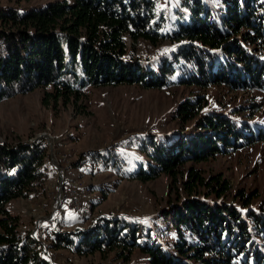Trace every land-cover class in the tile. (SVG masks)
I'll use <instances>...</instances> for the list:
<instances>
[{"label":"trees","instance_id":"trees-1","mask_svg":"<svg viewBox=\"0 0 264 264\" xmlns=\"http://www.w3.org/2000/svg\"><path fill=\"white\" fill-rule=\"evenodd\" d=\"M156 2L60 0L0 8V101L42 89L43 104L77 111L89 88L115 85L223 87L258 92L264 99V0H182L187 20L176 21L171 33H164L167 21ZM161 40L177 47L158 67L129 53L139 41L156 46ZM195 99L178 111L183 122L195 120L196 129L139 143L144 160L127 175L143 183L162 175L176 183L186 175L187 197L148 226L113 219L83 233L53 232L52 248L81 256L113 254L124 263L138 250L147 264H264V200L254 205V195H230L221 175L204 178L194 168L184 173L187 162L199 164L264 142V115L253 104L199 116L205 103ZM46 156L43 142L0 145V264H50L6 208L43 189ZM172 230L171 245L164 244Z\"/></svg>","mask_w":264,"mask_h":264},{"label":"rangeland","instance_id":"rangeland-1","mask_svg":"<svg viewBox=\"0 0 264 264\" xmlns=\"http://www.w3.org/2000/svg\"><path fill=\"white\" fill-rule=\"evenodd\" d=\"M55 1L60 0H0V8L26 9ZM181 1L157 0V11L167 21L164 33L173 32L176 21L187 20ZM176 47L169 40L156 46L139 41L129 53L155 68ZM43 93L36 89L0 101V145L43 142L47 147L43 189L30 198L9 201L6 208L18 218L19 231L30 234L41 256L52 264L148 263V257L138 250L127 263L113 254L81 256L56 250L51 247L53 232L83 233L113 219L148 226L163 210L184 200L186 175L176 183L166 175L145 183L127 178L136 171L138 161L144 160L137 150L139 143L151 136L166 140L196 129L195 120L181 119L178 108L182 103L200 97L205 104L199 116L205 111L229 113L232 108L253 104L260 110L258 115H264L260 93L229 92L223 87L100 86L88 89L77 111L62 103L43 104ZM190 168L204 178L221 175L229 183L230 195L236 191L254 195V205L264 200V142L199 164L187 162L184 173ZM170 234L162 240L164 244L171 245L174 230Z\"/></svg>","mask_w":264,"mask_h":264},{"label":"water","instance_id":"water-1","mask_svg":"<svg viewBox=\"0 0 264 264\" xmlns=\"http://www.w3.org/2000/svg\"><path fill=\"white\" fill-rule=\"evenodd\" d=\"M48 261V260H47ZM50 264H52L50 261H48Z\"/></svg>","mask_w":264,"mask_h":264}]
</instances>
